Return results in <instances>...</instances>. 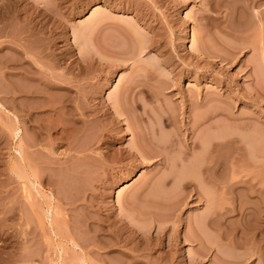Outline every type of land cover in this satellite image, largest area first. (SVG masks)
I'll return each mask as SVG.
<instances>
[{
  "label": "rangeland",
  "instance_id": "374dc122",
  "mask_svg": "<svg viewBox=\"0 0 264 264\" xmlns=\"http://www.w3.org/2000/svg\"><path fill=\"white\" fill-rule=\"evenodd\" d=\"M261 45L264 0H0V264H264Z\"/></svg>",
  "mask_w": 264,
  "mask_h": 264
},
{
  "label": "bare ground",
  "instance_id": "6f19581e",
  "mask_svg": "<svg viewBox=\"0 0 264 264\" xmlns=\"http://www.w3.org/2000/svg\"><path fill=\"white\" fill-rule=\"evenodd\" d=\"M100 22V21H99ZM84 34H85V32H84ZM190 39V38H189ZM262 47H264V46H262L261 45V49H262ZM264 50V49H263ZM264 53V52H263ZM263 56V55H262ZM263 58V57H262ZM11 132H12V136H13V138L14 139H16V140H19L18 141V143H16V145H15V147H13V148H15V151H16V154H17V156H18V158H19V160H23V161H26V159H25V152L27 151L26 149L27 148H25L26 146H24V142L22 141V139H21V130L18 128V127H15V128H13L12 130H11ZM212 152V154L210 155V163L212 164V165H214L213 164V156L215 155V153H213L214 152V149H212L211 150ZM213 155V156H212ZM35 179H37V176H35L34 177ZM31 184L33 185V187L35 188V187H37L39 184H38V181H36L35 180V182L34 183H32L31 182ZM53 213V209H52V207H50V208H48V210L44 213V217H45V219H47V220H49L50 221V226L53 228L54 227V214H52ZM77 245L75 244L74 245V247H76ZM83 263H85L84 261H82Z\"/></svg>",
  "mask_w": 264,
  "mask_h": 264
}]
</instances>
